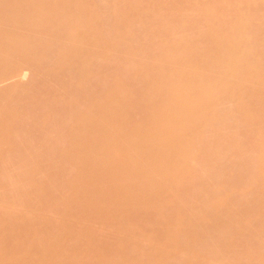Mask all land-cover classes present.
<instances>
[{"label":"bare ground","instance_id":"1","mask_svg":"<svg viewBox=\"0 0 264 264\" xmlns=\"http://www.w3.org/2000/svg\"><path fill=\"white\" fill-rule=\"evenodd\" d=\"M2 83L0 264H264V0H0Z\"/></svg>","mask_w":264,"mask_h":264},{"label":"rangeland","instance_id":"2","mask_svg":"<svg viewBox=\"0 0 264 264\" xmlns=\"http://www.w3.org/2000/svg\"><path fill=\"white\" fill-rule=\"evenodd\" d=\"M257 54H258V53H257ZM255 56L257 57V55H255ZM104 65H105V66H104ZM104 65H103L104 67H106V68L108 67V66H107L108 64H107V65L104 64ZM109 70H110V69H109ZM109 70H108V72H109ZM106 71H107V70H106ZM108 72H107V75H108ZM111 72L113 73V71H111ZM32 73H33V72H32L31 70H29V69H25V70H23V71L21 72V74H19L17 77H18V78H22V79H20V80L24 81V83H27L26 80H27L28 82H30L29 79L32 80V78H31V77L33 76V75H31ZM112 73H111V75H108V77H107V78H108V81H107V82L110 83V84H112V82H114V81L109 82V79H110V80H115V79H114L115 77L112 78V79L110 78V76H113ZM28 74H29V76H28ZM109 74H110V73H109ZM30 75H31V76H30ZM19 76H20V77H19ZM18 78H15V79H18ZM11 79L14 80V78H11ZM11 79H10V80H7V81H5V82L8 83L9 81H12ZM23 79H24V80H23ZM106 80H107V79H106ZM18 81H19V79H18ZM5 82H3V83L5 84ZM12 82H14V81H12ZM12 82H11V83H12ZM19 82H20V81H19ZM3 83L0 84V88H1V85H4ZM7 83H6V84H7ZM9 83H10V82H9ZM22 83H23V82H22ZM2 87H3V86H2ZM263 118H264V115H263V117L261 118V121H260V119H259V121L264 123V119H263ZM127 196H128V195H127ZM138 204H139V203H138ZM110 236H111V235H110ZM111 238H112V239H111ZM108 239H109V241H110V240H113V236L109 237V235H108ZM141 248H142V247H141ZM143 248H144V247H143ZM144 249H145V248H144ZM81 250H82V252H84V248L80 247L79 252H80ZM139 254H140V253H139ZM114 257H115V256H114ZM114 257L111 258L110 260L112 261L113 259H116V258H117V257H115V258H114ZM118 259H119V258H117V261H114L115 263H114V262H111L110 260H109L108 262L105 261V264H111V263H113V264H119V263H120V264H121L120 260H118ZM90 261H91V260H90ZM90 261L88 260V261H87V264H88V262L90 263ZM118 261H119V263H116V262H118ZM91 262H93V261H91ZM109 262H110V263H109ZM93 264H99V263H94V262H93ZM100 264H101V263H100Z\"/></svg>","mask_w":264,"mask_h":264}]
</instances>
